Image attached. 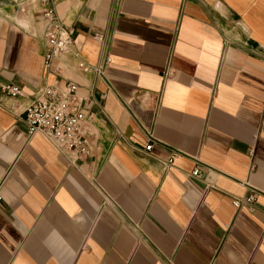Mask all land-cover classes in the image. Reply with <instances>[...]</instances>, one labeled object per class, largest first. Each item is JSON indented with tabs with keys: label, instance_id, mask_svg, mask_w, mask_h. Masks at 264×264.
I'll use <instances>...</instances> for the list:
<instances>
[{
	"label": "crops",
	"instance_id": "1",
	"mask_svg": "<svg viewBox=\"0 0 264 264\" xmlns=\"http://www.w3.org/2000/svg\"><path fill=\"white\" fill-rule=\"evenodd\" d=\"M52 1L74 42L47 71L41 6L0 0V264H264V0ZM69 82L75 161L24 121Z\"/></svg>",
	"mask_w": 264,
	"mask_h": 264
},
{
	"label": "built area",
	"instance_id": "2",
	"mask_svg": "<svg viewBox=\"0 0 264 264\" xmlns=\"http://www.w3.org/2000/svg\"><path fill=\"white\" fill-rule=\"evenodd\" d=\"M21 10H25V2L36 3L41 6L42 15L46 21L45 39L47 50L44 57L45 70L50 71L53 62L61 55L71 51L74 39V28L64 23L58 14L52 0H15ZM102 40V36H97ZM79 67L86 71H94L99 76H104V68L101 66H89L84 62ZM4 94L11 98H18L23 95L21 88L14 84L1 85ZM83 99L78 94L76 84L69 82L62 88L54 85H47L40 88L34 100L25 110V123L27 135L31 137L37 133L43 134L57 150L75 161L87 158L90 155L89 138L83 130L86 121V112L82 107ZM264 129V121L262 122ZM152 135L146 151L153 148ZM173 164L171 158L167 165ZM195 178L201 177L200 168H195L191 174ZM255 197L251 195L245 200L234 199L233 205L240 209L243 205L251 208ZM2 196L0 195V201Z\"/></svg>",
	"mask_w": 264,
	"mask_h": 264
},
{
	"label": "rangeland",
	"instance_id": "3",
	"mask_svg": "<svg viewBox=\"0 0 264 264\" xmlns=\"http://www.w3.org/2000/svg\"><path fill=\"white\" fill-rule=\"evenodd\" d=\"M22 21V20H21Z\"/></svg>",
	"mask_w": 264,
	"mask_h": 264
}]
</instances>
